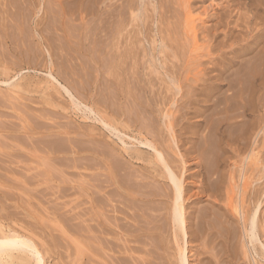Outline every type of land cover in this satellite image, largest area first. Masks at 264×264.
<instances>
[{"label": "rangeland", "instance_id": "obj_1", "mask_svg": "<svg viewBox=\"0 0 264 264\" xmlns=\"http://www.w3.org/2000/svg\"><path fill=\"white\" fill-rule=\"evenodd\" d=\"M94 111L114 121L123 146ZM261 119L264 0H0V235L31 239L44 264H178L173 189L138 137L154 142L183 179L190 264H264L253 246L247 256L228 205L245 199L252 207L263 192ZM124 144L140 162L122 153Z\"/></svg>", "mask_w": 264, "mask_h": 264}, {"label": "bare ground", "instance_id": "obj_2", "mask_svg": "<svg viewBox=\"0 0 264 264\" xmlns=\"http://www.w3.org/2000/svg\"><path fill=\"white\" fill-rule=\"evenodd\" d=\"M17 1V0H16ZM20 1V0H19ZM250 2V1H249ZM11 3H13V2H11ZM2 6V5H1ZM6 6V5H5ZM229 6V5H228ZM7 7V6H6ZM260 7V6H259ZM18 8V7H17ZM231 8V7H230ZM42 9V8H41ZM131 9V8H130ZM228 9V8H227ZM24 10V9H23ZM257 10H259V9H257ZM10 11V10H9ZM223 11H226V10H223ZM231 11V10H230ZM233 11V10H232ZM51 22V21H50ZM55 26V25H54ZM92 29V28H91ZM259 34V33H258ZM256 41V40H255ZM250 48V47H249ZM251 51V50H250ZM48 53V52H47ZM245 53V52H244ZM257 54V53H256ZM48 55H50V54H48ZM47 55V56H48ZM237 55V54H236ZM263 56V55H262ZM51 58H52V56H50ZM49 57V58H50ZM234 57H236V56H234ZM238 58V57H237ZM255 58V57H254ZM122 59V58H121ZM235 59V58H234ZM31 60V59H30ZM35 60V59H34ZM50 60V59H49ZM30 62V61H29ZM50 62V61H49ZM259 62V61H258ZM40 64V63H39ZM52 64H54V63H52ZM126 64V63H125ZM123 65V64H122ZM35 66V65H34ZM261 66V65H260ZM248 67V66H247ZM224 68V67H223ZM237 69V68H236ZM49 70V69H48ZM239 71V70H238ZM250 71H252V69L250 70ZM50 72H52V71H50ZM241 73V72H240ZM51 74V73H50ZM74 74V73H73ZM229 74V73H228ZM244 74V73H243ZM242 74V75H243ZM231 75V74H230ZM240 75V74H239ZM225 76V75H224ZM224 76L222 77V78H224ZM246 77L248 76V75H245ZM219 77V76H218ZM255 77V76H254ZM226 78V77H225ZM224 78V79H225ZM229 78V77H228ZM227 78V79H228ZM243 78V77H242ZM251 78V77H250ZM261 78V77H260ZM227 79H225V82L227 81ZM233 79V78H232ZM248 79V78H247ZM234 80H236L237 82H238V80L237 79H234ZM232 81V83L233 82H235V81ZM171 81V80H170ZM246 81V80H245ZM120 82V81H119ZM219 82H220V79H219ZM221 82H222V80H221ZM229 82V81H228ZM247 82V81H246ZM87 83V82H86ZM244 83V85H245V82H243ZM229 84V83H228ZM239 84V83H238ZM254 84H256V83H254ZM235 85H236V83H235ZM240 85V84H239ZM243 85V86H244ZM257 85V84H256ZM12 86V85H11ZM10 85H9V87H11ZM115 86V85H114ZM229 86V85H228ZM242 86V87H243ZM248 86H249V84H248ZM146 87V86H145ZM236 86H234V87H231V88H235ZM237 87H238V85H237ZM236 87V88H237ZM247 87V86H246ZM141 88V87H140ZM240 88V87H239ZM221 89V88H220ZM246 89V88H245ZM9 90V89H8ZM12 90V89H11ZM181 90V89H180ZM225 90V89H224ZM230 90V89H229ZM242 90V89H241ZM241 90H239V91H241ZM232 91V90H231ZM234 91V90H233ZM236 91V90H235ZM138 93V92H137ZM234 93V92H233ZM236 93V92H235ZM246 93V92H245ZM105 94V93H104ZM220 95V94H219ZM233 95V94H232ZM238 94H236V95H234L235 96V98H236V96H237ZM108 96V95H107ZM224 96V95H223ZM215 97V96H214ZM222 97V96H221ZM223 98V97H222ZM225 98H226V96H225ZM238 98V97H237ZM240 98V97H239ZM246 98V97H245ZM216 99H218V98H216ZM25 100V99H24ZM219 100H221V99H219ZM223 100V99H222ZM228 100V99H227ZM230 100H232V99H230ZM238 100V99H237ZM154 101V100H153ZM214 101H216V100H214ZM16 102H18V101H16ZM100 102V101H99ZM104 103V102H103ZM108 103V102H107ZM206 103H207V101H206ZM231 103V102H230ZM262 104V103H261ZM106 105V104H105ZM119 105V104H118ZM235 105H237L236 103H235ZM235 105H233V106H235ZM246 105H247V103H246ZM227 106V105H226ZM133 107V106H132ZM214 107H216V106H214ZM229 107V106H228ZM228 107H225V108H227V110H228ZM230 107H232V104H231V106ZM225 108H223V109H225ZM133 109V108H132ZM221 109V108H220ZM222 109V110H223ZM231 109L232 108H230V111H231ZM235 109H237V108H234L233 107V109L232 110H235ZM93 110V109H92ZM141 110V109H140ZM128 111V110H127ZM135 111V110H134ZM214 111H216V109L214 110ZM217 111H219V110H217ZM226 110H224V113H225V115H226V113L227 112H225ZM44 112V111H43ZM97 111H94V114L97 116V118L99 117V116H101L102 114H100L99 116L97 115V113H96ZM118 112V111H117ZM207 112V111H206ZM212 112V111H211ZM211 112H209V113H211ZM223 113V111H220V113ZM232 112V111H231ZM231 112H229L230 114H231ZM109 113H111V112H109ZM128 113V112H127ZM142 113V112H141ZM217 113V112H216ZM224 113H223V115H224ZM7 114V113H6ZM51 114V113H50ZM55 114V113H54ZM114 114V113H113ZM119 114V113H118ZM117 114V115H118ZM138 114V113H137ZM208 114V113H207ZM215 114V113H214ZM228 114V113H227ZM239 114V113H238ZM243 114V113H242ZM8 115V114H7ZM58 115H60V114H58ZM116 115V114H115ZM116 115V116H117ZM120 115V114H119ZM118 115V117H120L121 115L122 116H124L123 114H121L120 116ZM210 115V114H209ZM225 115H224V117H225ZM244 115V114H243ZM113 116V115H112ZM215 116V115H214ZM237 116V115H236ZM51 117V116H50ZM55 117V116H54ZM102 117V116H101ZM104 117V116H103ZM165 117H168V115H166ZM205 117V116H204ZM209 117V116H208ZM223 117V116H222ZM221 117V118H222ZM229 117V116H228ZM232 117V116H231ZM238 117V116H237ZM243 117V116H242ZM246 117V116H245ZM95 118V117H94ZM92 119V120H95V119ZM100 118V117H99ZM135 118V117H134ZM144 118H146V117H144ZM220 118V119H221ZM225 118H227V117H225ZM33 119V118H32ZM210 119V118H209ZM219 119V120H220ZM229 119V118H228ZM98 120H100L99 122H101L100 124H103L107 129L106 130H109L111 133H117V136H118V138H120V140L122 141V138L121 137H119L120 135L118 134L119 133V131L117 130V127H116V124L114 123V121L112 120L111 121V119L109 120V118L107 119V117H104V118H100V119H98ZM132 120V119H131ZM218 120V121H219ZM223 121H225L224 120V118L222 119ZM230 120H233L232 118L230 119ZM152 121V120H151ZM217 121V122H218ZM261 121H262V119H261ZM98 122V121H97ZM132 122V121H131ZM131 122H130V124H131ZM207 122H208V120H207ZM222 122V121H221ZM226 122H227V119H226ZM263 123V127H260L261 129H259V132H258V135H257V137H260L259 136V134L260 133H264V120L262 121ZM219 123H220V121H219ZM230 123V122H229ZM14 124V123H13ZM34 124V123H33ZM35 124H36V122H35ZM40 124V123H39ZM57 124V123H56ZM95 124V123H94ZM221 124V123H220ZM224 124V123H223ZM232 124V123H231ZM242 124V123H241ZM260 124V123H259ZM97 125H98V123H97ZM214 125H219V124H214ZM214 125H212V126H214ZM226 125H228V123L226 124ZM225 125V126H226ZM234 125V124H233ZM240 125V124H239ZM238 125V126H239ZM36 126V125H35ZM34 126V127H35ZM55 126V125H54ZM82 126V125H81ZM86 126H88V125H86ZM216 126V127H217ZM229 126H230V124L228 125V127L227 128H229ZM242 126V125H241ZM46 127V126H45ZM64 127V126H63ZM90 127V126H89ZM96 126H94L93 128H95ZM120 127V126H119ZM141 127V126H140ZM232 127V126H231ZM230 127V128H231ZM8 128V127H7ZM97 128H98V126H97ZM96 128V129H97ZM215 128V127H214ZM234 128V127H233ZM240 128V127H239ZM70 129V128H69ZM77 129V128H76ZM121 129H123V128H121ZM219 129V128H218ZM226 129V128H225ZM254 129V128H253ZM252 129V130H253ZM61 130V129H60ZM105 130V131H106ZM214 131H215V129H213ZM232 130V129H231ZM243 130V129H242ZM245 130V129H244ZM251 130V131H252ZM255 130V129H254ZM58 131V130H57ZM65 131V130H64ZM72 131V130H71ZM70 131V132H71ZM122 131V130H121ZM157 131V130H156ZM213 131V132H214ZM77 132V131H76ZM109 132V133H110ZM69 133V132H68ZM89 133V132H88ZM91 133V132H90ZM111 133L109 134V136L111 135ZM123 133H125V131L123 132ZM122 132H121V134H123ZM247 133H249V131H247ZM246 133V134H247ZM93 134V136L95 135L94 133H91V134H89V135H92ZM218 134V133H217ZM216 134V135H217ZM229 134V133H228ZM236 134H239V132H237ZM249 134H251V133H249ZM66 135H68V134H66ZM71 135V134H70ZM79 135V134H78ZM82 136H84L83 134H81ZM88 135V134H87ZM113 135H115V134H113ZM125 135V134H124ZM140 135V134H139ZM235 135V134H234ZM252 135V134H251ZM60 136V135H59ZM62 136V135H61ZM77 136V135H76ZM81 136V137H82ZM86 136V135H85ZM84 136V137H85ZM209 136V135H208ZM207 136V137H208ZM215 136V135H214ZM219 136V135H218ZM254 136H255V133H254ZM253 136V137H254ZM261 136H262V134H261ZM3 137V136H2ZM22 137V136H21ZM89 138L91 137V136H88ZM108 137V136H107ZM134 137V136H133ZM137 137V136H136ZM136 137H135V139H136ZM248 137H249V135H248ZM247 137V138H248ZM253 137H252V139H253ZM263 137V136H262ZM261 137V138H262ZM4 138V137H3ZM45 138V137H44ZM43 138V139H44ZM61 138V137H60ZM71 138V137H70ZM92 138V137H91ZM112 138V137H111ZM230 138V137H229ZM237 138V137H236ZM235 138V139H236ZM21 139V138H20ZM19 139V140H20ZM32 139V138H31ZM53 139V138H52ZM56 139V138H55ZM59 139V138H58ZM105 139H107V138H105ZM232 140H233V138H231ZM249 139V138H248ZM247 139V140H248ZM262 139H264V138H262ZM39 140V139H38ZM45 140V139H44ZM59 140H61V139H59ZM111 140V139H110ZM115 139H113V142L114 143H116V140L114 141ZM137 141H139V145H142V146H145V147H147L149 150H151V151H153V153L150 151V153H147V152H145L146 154H150V156L152 155L153 157H154V160H155V163L156 164H158V165H156L157 167L158 166H160L161 165V170H162V172H161V174H162V178H164L165 180H167V181H169V183L171 184V186L170 185H168L169 186V188H171V189H173V193H174V195H173V204H172V209H171V211L169 212L170 214H169V216H170V221H171V224H172V226H173V229L175 230L174 232V234H175V241L177 242V247H178V264H190V262H189V256H188V245H189V233H188V229H190V225H189V223H188V218H187V209H186V207L184 206V202L187 200V199H185V195H186V189L184 188V184H183V179H182V177L180 176V173H177L174 169H172V167H170L171 165L169 164V163H167V160H166V156L164 157V155L162 154V150L161 151H159V149L157 148V146H156V144H154V142H152L151 140H149L148 138H146V139H143V138H140V137H138V139H136ZM173 140V139H172ZM255 140H257L256 139V136H255ZM25 141V140H24ZM30 141V140H29ZM35 141V140H34ZM37 141V140H36ZM64 141V140H63ZM71 141V140H70ZM69 141V142H70ZM88 141V140H87ZM160 141V140H159ZM216 141V140H215ZM60 142V141H59ZM67 142V141H66ZM74 142V141H73ZM81 142H83V141H81ZM98 142V141H97ZM31 143V142H30ZM29 143V144H30ZM40 143V142H39ZM51 143V142H50ZM65 143V142H64ZM71 143V142H70ZM77 143V142H76ZM113 143V144H114ZM123 143H124V141H122V146H123ZM159 143V142H158ZM226 143H229V142H226ZM32 144V143H31ZM93 144H95V143H93ZM97 144V143H96ZM99 144V143H98ZM97 144V145H98ZM110 144H112L111 142H110ZM126 144V143H125ZM124 144V146H126ZM128 144V143H127ZM137 144V143H136ZM208 144H210V143H208ZM231 144V143H230ZM36 145V144H35ZM44 145V144H43ZM55 145V144H54ZM74 145V144H73ZM77 145V144H76ZM210 145H213V144H210ZM30 146V145H29ZM70 146V145H69ZM72 146V145H71ZM99 146V145H98ZM119 146V148L121 147L120 145H118ZM118 146H116V148L118 147ZM133 146V145H132ZM131 146V147H132ZM135 146V145H134ZM138 146V145H137ZM163 146V145H162ZM173 146V145H172ZM198 146V145H197ZM59 147V146H58ZM57 147V148H58ZM67 147H68V145H67ZM104 147V146H103ZM106 147V146H105ZM104 147V148H105ZM127 147V148H126ZM126 147H124V151L122 152V153H126L127 154V156H129L128 158H129V160H132V159H134L133 157V155L131 154V152H128V145L126 146ZM200 147V146H199ZM244 147H246V146H244ZM33 148V147H32ZM36 148V147H35ZM78 148V147H77ZM90 148V147H89ZM92 148V147H91ZM115 148V149H116ZM119 148H117L116 150H118ZM146 148V149H147ZM218 147H216V149H217ZM219 148H220V146H219ZM59 150H61L60 148H58ZM81 149V148H80ZM84 149V148H83ZM111 149V148H110ZM114 149V150H115ZM123 148L121 147V149L120 150H122ZM131 148H129V150H130ZM198 149V148H197ZM211 149H212V147H211ZM210 149V150H211ZM62 150H63V148H62ZM61 150V151H62ZM85 150H86V148H85ZM91 150V149H90ZM95 150V149H94ZM105 150V149H104ZM104 150L102 151V153L104 152ZM133 150H134V148H133ZM132 150V151H133ZM136 150H138L137 148H136ZM136 150H134V152L136 153H133L134 155H136L137 157L138 156H140V155H142V152H140V150H139V152H140V155L138 154V151L136 152ZM148 150V151H149ZM208 150H209V148H208ZM208 150H206L207 152H208ZM209 150V151H210ZM55 151H56V149H55ZM69 151H71L70 149H69ZM89 151V150H88ZM98 151H100V150H98ZM112 151V150H111ZM146 151V150H145ZM205 151V150H204ZM46 152V151H45ZM60 152V151H59ZM67 152H68V149H67ZM74 152H76V151H74ZM95 152H97V151H95ZM106 152V151H105ZM108 152V151H107ZM120 152V151H119ZM121 152H120V154H121ZM198 152H199V150H198ZM213 152H214V150H213ZM254 152V151H253ZM98 153V152H97ZM124 153V154H125ZM144 153V154H145ZM206 153V152H205ZM215 153V152H214ZM100 154V153H99ZM145 154V156H147ZM171 154V153H170ZM5 155V154H4ZM100 155H103V154H100ZM105 155V154H104ZM122 155V154H121ZM214 155V154H213ZM219 155V154H218ZM14 156V155H13ZM17 156V155H16ZM108 156V155H107ZM111 156V155H110ZM118 156H119V154H118ZM143 156V158H144V155H142ZM247 156V155H246ZM11 157V156H10ZM115 157V156H114ZM181 157H182V154H181ZM206 157V156H205ZM213 157V156H212ZM212 157H211V160H213L212 159ZM218 157V156H217ZM250 157V156H249ZM117 158V157H116ZM139 158V157H138ZM138 158L136 159V160H138ZM148 158V157H147ZM219 158V157H218ZM5 159V158H4ZM20 159V158H19ZM108 159V158H107ZM114 159V158H113ZM135 159H134V161H135ZM141 159H142V157H141ZM144 159H146V158H144ZM150 159V158H149ZM183 159V158H182ZM197 159V158H196ZM199 159V158H198ZM215 159V158H214ZM58 160H60V159H58ZM62 160V159H61ZM68 160V159H67ZM89 160V159H88ZM116 160V159H115ZM118 160H120V159H118ZM181 160V159H180ZM205 160V159H204ZM216 160H217V158H216ZM97 161V160H96ZM121 161V160H120ZM120 161H116L117 163L118 162H120ZM139 161V160H138ZM137 161V162H138ZM144 161V160H143ZM185 161V160H184ZM104 162H106V161H104ZM113 162L114 161H112V163L111 164H113ZM140 162V161H139ZM145 162H146V160H145ZM180 162V161H179ZM216 162V161H215ZM214 162V163H215ZM219 162H221V161H219ZM235 162V161H234ZM35 163V162H34ZM55 163V162H54ZM88 163V162H87ZM91 163V162H90ZM96 163V162H95ZM194 163V162H193ZM210 163V162H209ZM213 163V164H214ZM222 163V162H221ZM264 162H262V164H263ZM64 164V163H63ZM66 164V163H65ZM100 164H101V162H100ZM107 164V163H106ZM119 164V163H118ZM145 164V163H144ZM185 164V163H184ZM216 164V163H215ZM219 165H220V163H218ZM218 164L216 165V166H218ZM70 165H72L71 163H70ZM79 165V164H78ZM114 165V164H113ZM115 165H116V163H115ZM122 165V164H121ZM170 165V166H169ZM5 166V165H4ZM69 166V165H68ZM95 166V165H94ZM93 166V167H94ZM156 166H155V169H156ZM179 166V165H178ZM197 166V165H196ZM212 165L210 164V167H211ZM215 166V167H216ZM77 167V166H76ZM92 167V166H91ZM116 167V166H115ZM114 167V168H115ZM214 167V166H213ZM214 167V168H215ZM6 167H4V169H5ZM106 168H108V166L106 167ZM214 168H212V169H214ZM219 168V167H218ZM217 168V169H218ZM245 168V167H244ZM9 169H10V167H9ZM91 169V168H90ZM154 169V170H155ZM198 169H200V168H198ZM263 171H264V165H263ZM144 170V169H143ZM151 170V169H150ZM158 170V169H157ZM160 170V169H159ZM158 170V171H159ZM211 170V169H210ZM209 170V171H210ZM234 170V169H233ZM17 171V170H16ZM156 171V170H155ZM111 172H113L112 170H111ZM128 172V171H127ZM186 172V171H185ZM211 172V171H210ZM150 173V172H149ZM182 173V172H181ZM120 174V173H119ZM132 174V173H131ZM160 174V175H161ZM212 174H213V172H212ZM219 174V173H218ZM262 174V173H261ZM1 175V174H0ZM45 175V174H44ZM112 175H113V173H112ZM137 175V174H136ZM183 175V174H182ZM197 175H199V174H197ZM232 175V174H231ZM263 175V174H262ZM32 176V175H31ZM138 176V175H137ZM141 176V175H140ZM142 176H144V175H142ZM208 176V175H207ZM37 177V176H36ZM39 177V176H38ZM93 177V176H92ZM95 177V176H94ZM101 177V176H100ZM107 177V176H106ZM119 177V176H118ZM126 176H124V177H121V178H125ZM129 177V176H128ZM128 177H127V179H128ZM131 177V176H130ZM129 177V178H130ZM157 177H159V176H157ZM197 177H199V176H197ZM220 177V176H219ZM27 178V177H26ZM35 178V177H34ZM113 178V177H112ZM117 178V177H116ZM120 178V179H121ZM141 178V177H140ZM218 178V177H217ZM119 179V178H118ZM144 179V178H143ZM153 179V178H152ZM218 179H220V178H218ZM222 179V178H221ZM260 179V178H259ZM97 180V179H96ZM106 180H108V179H106ZM112 180H115L114 178L112 179ZM122 180V179H121ZM142 180V179H141ZM145 180V179H144ZM157 180V179H156ZM164 180V181H165ZM215 180V179H214ZM26 181V180H25ZM123 181H125V179L123 180ZM130 181V180H129ZM218 181V180H217ZM262 182H263V180H261ZM105 182V181H104ZM121 182V181H120ZM146 182H148V181H146ZM211 182V181H210ZM212 182H215V181H212ZM222 182V181H221ZM246 182V181H245ZM257 182H258V180H257ZM96 183V182H95ZM107 183V182H106ZM161 183V182H160ZM168 183V182H167ZM185 183V182H184ZM224 183V182H223ZM143 184V183H142ZM144 184H147V183H144ZM148 184H150V183H148ZM152 184V183H151ZM150 184V185H151ZM166 184V183H165ZM197 184V183H196ZM212 185H213V183H211ZM214 184H216V183H214ZM245 184V183H244ZM101 185V184H100ZM104 185V184H103ZM153 185V184H152ZM195 185V184H194ZM144 186V185H143ZM142 186V187H143ZM148 187H149V185H147ZM147 186H145L146 187V189H147ZM166 186H167V184H166ZM168 186H167V188H168ZM219 186H221V185H219ZM245 186V185H244ZM260 186V185H259ZM141 187V186H140ZM185 187H186V185H185ZM52 188V187H51ZM119 188V187H118ZM128 188V187H127ZM132 188V187H131ZM239 188V187H238ZM67 189V188H66ZM93 189V188H92ZM120 189V188H119ZM135 189V188H134ZM144 189V188H143ZM143 189H141L140 191L142 192V190ZM150 189V188H149ZM152 189V188H151ZM170 189V190H171ZM216 189V188H215ZM232 189V188H231ZM231 189H229V190H231ZM241 189V188H240ZM239 189V190H240ZM261 190H262V187L260 188ZM260 189H259V192L258 191H255V194H256V197H254V198H256V202L254 203V205L252 206V207H249V208H247L245 205H246V202L244 201V200H242L241 198V201H239V202H236V201H234V202H236V204L233 202V200H228L229 201V207L231 208V211L232 210H234L235 211V213H236V220H237V223H239L240 225H238V226H241V230H242V234H243V238H242V240H244L245 241V247H244V249H247V254H249V255H247V256H250L252 253H250V251H249V247L251 246V249H252V246H253V248L254 249H256V251H254L255 253L257 252V250L259 249V252L261 251V253H259V254H261V255H259V256H261L262 257V254H263V256H264V243L262 242V241H260V238H259V227H260V216H261V211H262V208H264L263 207V205H264V189H263V192H261L260 191ZM52 190V189H51ZM64 190V189H63ZM133 190V189H132ZM188 190H189V187H188ZM212 190V189H211ZM244 190V189H243ZM243 190H241L240 192H241V196H242V194H243ZM46 191V190H45ZM77 191V190H76ZM102 191V190H101ZM110 191V190H109ZM123 191V190H122ZM130 191V190H129ZM135 191V190H134ZM144 191H146V190H144ZM149 191V190H148ZM155 191V190H154ZM172 191V190H171ZM60 192V191H59ZM111 192V191H110ZM123 192H125V191H123ZM138 192V191H137ZM156 192V191H155ZM158 192V191H157ZM156 192V193H157ZM245 192V191H244ZM257 192V193H256ZM34 193V192H33ZM53 193H55V192H53ZM69 193V192H68ZM114 193V192H113ZM116 193V192H115ZM140 193V192H139ZM149 193H151V196L152 197H155V195H154V193H153V190L152 191H150ZM148 193V194H149ZM188 193V192H187ZM231 192L229 191V194H230ZM7 194V193H6ZM74 194V193H73ZM107 194V193H106ZM105 194V195H106ZM143 194V193H142ZM146 194V193H145ZM154 196H153V195ZM161 194H163L162 192H161ZM165 194V193H164ZM196 194V193H195ZM199 194H200V192H199ZM232 194H233V192H232ZM54 195V194H53ZM71 195V194H70ZM96 195V194H95ZM99 196H100V194H98ZM114 195H116V194H114ZM119 195V194H118ZM166 196H165V198L166 199H170L171 198V196L167 193V194H165ZM108 196V195H107ZM128 196H130V194L128 195ZM163 196V195H162ZM198 196V195H197ZM235 196V195H234ZM96 197V196H95ZM131 197V196H130ZM139 197H142V195L140 196V194H139ZM144 197H146V195H144ZM148 197V196H147ZM244 197H246V196H244ZM253 197H251V198H253ZM23 198V197H22ZM44 198V197H43ZM55 198V197H54ZM123 198V197H122ZM132 198V197H131ZM155 198H161V197H155ZM187 198V197H186ZM235 198V197H234ZM253 198V199H254ZM2 199V198H1ZM47 199V198H46ZM58 199V198H57ZM152 198L150 197V199H149V201L151 200ZM162 199V198H161ZM172 199V198H171ZM230 199H232V197L230 198ZM42 200V199H41ZM100 200V199H99ZM134 200H135V197H134ZM138 200V199H137ZM147 201H148V199H146ZM189 200V199H188ZM235 200V199H234ZM252 200V199H251ZM104 201H105V199H104ZM127 201V200H126ZM129 201V200H128ZM141 201V200H140ZM145 201V200H144ZM153 201V200H152ZM162 201V200H161ZM166 201V200H165ZM169 201H171V200H169ZM238 201V200H237ZM3 202V201H2ZM51 202V201H50ZM53 202V201H52ZM123 202V201H122ZM151 202V201H150ZM160 202V201H159ZM187 202V201H186ZM47 203V202H46ZM80 203V202H79ZM124 203V202H123ZM136 203V202H135ZM228 203V202H227ZM84 204V203H83ZM105 204V203H104ZM148 204H150V203H148ZM235 204V205H234ZM55 205V204H54ZM161 205V204H160ZM227 205V204H226ZM33 206V205H32ZM38 206V205H37ZM56 206V205H55ZM112 206V205H111ZM135 206V205H134ZM149 206V205H148ZM225 206V205H224ZM159 207V206H158ZM189 207V206H188ZM57 208V207H56ZM95 208V207H94ZM115 208V207H114ZM136 208V207H135ZM35 209V208H34ZM76 209V208H75ZM199 210H200V208H198ZM10 210V209H9ZM42 210V209H41ZM57 210V209H56ZM62 210V209H61ZM123 210V209H122ZM132 210V209H131ZM215 210V209H214ZM217 210V209H216ZM13 211V210H12ZM119 211V210H118ZM145 211V210H144ZM218 211V210H217ZM217 211H216V213H217ZM89 212H90V210H89ZM111 212V211H110ZM146 212V211H145ZM203 212V211H202ZM207 212V211H206ZM205 212V213H206ZM215 212V211H214ZM233 212V211H232ZM230 213V212H229ZM234 213V212H233ZM20 214V213H19ZM18 214V215H19ZM64 214V213H63ZM89 214V213H88ZM218 215H219V213H217ZM226 214H228L227 213V211H226ZM262 214H263V211H262ZM100 215V214H99ZM98 215V216H99ZM151 215V214H150ZM217 215V216H218ZM223 215V214H222ZM62 216V215H61ZM83 216V215H82ZM81 216V217H82ZM97 216V217H98ZM105 216V215H104ZM136 216V215H135ZM205 216H206V214H205ZM208 216V215H207ZM107 217V216H106ZM113 217V216H112ZM137 217V216H136ZM159 217V216H158ZM227 217V216H226ZM262 217V216H261ZM62 218V217H61ZM102 218V217H101ZM119 218V217H118ZM198 218V217H197ZM209 218V217H208ZM214 218V217H213ZM221 218V217H220ZM65 219V218H64ZM108 219V218H107ZM121 220H122V218H120ZM201 219H203V216H202V218H200L199 220H201ZM227 219H228V217H227ZM230 219V218H229ZM234 219V218H233ZM63 220V219H62ZM94 220V219H93ZM124 220V219H123ZM151 220V219H150ZM69 221V220H68ZM108 221V220H107ZM116 221H118L117 220V218H116ZM120 221V220H119ZM139 221V220H138ZM217 221V220H216ZM223 221L226 223V221L223 219ZM82 222H84V221H82ZM153 222V221H152ZM206 222V221H205ZM213 222V221H212ZM214 222H215V220H214ZM224 222H223V224H224ZM236 222V221H235ZM120 223V222H119ZM200 223H202V221L200 222L199 221V226H200ZM207 223V222H206ZM217 223H219L220 224V222L218 221ZM222 223V222H221ZM228 223H229V221H228ZM227 223V224H228ZM264 223V222H263ZM121 224V223H120ZM119 224V225H120ZM139 224V223H138ZM143 224V223H142ZM203 224H204V221H203ZM213 224V223H212ZM207 227H209V224L207 223ZM229 225V224H228ZM234 225V224H233ZM237 225V224H236ZM81 226V225H80ZM132 226V225H131ZM130 226V227H131ZM189 226V227H188ZM203 226H205V225H201L200 227L201 228H206V227H203ZM211 226V225H210ZM212 227V226H211ZM210 227V228H211ZM231 227V226H230ZM170 228V227H169ZM200 228V229H201ZM228 228V227H227ZM235 228H237V227H235ZM235 228H231V229H233V231L232 232H234V231H236V229ZM69 229V228H68ZM172 229V230H173ZM198 229H199V227H198ZM204 229H202L203 231H204ZM235 229V230H234ZM197 230V229H196ZM201 231V230H200ZM207 231V230H206ZM77 232V231H76ZM93 232V231H92ZM202 232V231H201ZM200 232V233H201ZM205 232V231H204ZM204 232H203V234H204ZM219 232V231H218ZM2 233V232H1ZM0 233V234H1ZM10 233V232H9ZM214 233V232H213ZM221 233V232H220ZM212 234V233H211ZM218 235H219V233H217ZM79 235V234H78ZM221 235V234H220ZM223 235V234H222ZM211 236H214V235H211ZM226 236V235H225ZM219 237V236H218ZM222 237H224V236H222ZM229 236H227V238H228ZM262 237V236H261ZM209 238H210V236H209ZM208 238V239H209ZM215 238V237H214ZM224 238H226V237H224ZM232 238V237H231ZM236 238V237H235ZM213 239V238H212ZM216 239H217V237H216ZM237 239H239V238H237ZM222 240V239H221ZM85 241V240H84ZM224 241V240H223ZM180 242H181V245H180ZM211 242V241H210ZM209 242V243H210ZM238 243V242H237ZM244 243V242H243ZM235 244V243H234ZM258 244V245H257ZM209 245V244H208ZM69 246V245H68ZM110 246V245H109ZM241 246V245H240ZM256 246H260L259 248L258 247H256ZM213 247V246H212ZM216 247H218V246H216ZM216 247H215V249H216ZM248 247V248H247ZM40 248V247H39ZM218 249V248H217ZM253 249V250H254ZM189 250H191V249H189ZM220 250V249H219ZM252 250V251H253ZM226 251V250H225ZM246 251V250H245ZM251 251V252H252ZM15 252H18V253H25V255H27L28 253H30V254H32L33 255V257L37 260V263L38 264H44V262H43V254L41 255V253H42V251H41V253H40V251L38 250V248H36V246H35V243H33V241L31 240V239H29V238H26V236L24 237V235H10V234H3V235H0V264H1V262H3V261H1L2 259L5 261V259L4 258H7V259H10V260H8V264H14V260H15V262H17V263H19V262H21V264L23 263V264H25V263H30V260L28 261V259H25V258H27V256H22V255H20V254H18L17 255V253H15ZM97 253V252H96ZM255 253H253L252 254V256L253 255H255ZM222 254V253H221ZM257 255H255V257L256 256H258V253H256ZM24 255V254H23ZM62 255V254H61ZM102 255V254H101ZM108 256V255H107ZM217 256H218V254H217ZM25 257V258H24ZM28 257L30 258L31 256H29L28 255ZM251 257V256H250ZM261 257H259V258H261ZM34 258H33V260H34ZM221 258V257H220ZM253 258V257H252ZM263 258V257H262ZM261 258V259H262ZM264 259V258H263ZM26 260H27V262H26ZM109 260V259H108ZM112 260V259H111ZM9 261H11V262H9ZM244 261H245V259H244ZM255 261V258H253V262ZM264 261V260H263ZM237 262V261H236ZM249 262V261H248ZM5 263H7V260L5 261ZM5 263H3V264H5ZM96 263V262H95ZM255 263H257V262H255ZM262 263V262H261ZM260 263V264H261ZM20 264V263H19ZM31 264V263H30ZM207 264V263H206ZM246 264H248V263H246ZM252 264V263H251ZM258 264V263H257Z\"/></svg>", "mask_w": 264, "mask_h": 264}]
</instances>
